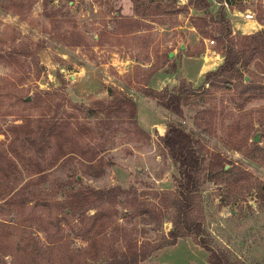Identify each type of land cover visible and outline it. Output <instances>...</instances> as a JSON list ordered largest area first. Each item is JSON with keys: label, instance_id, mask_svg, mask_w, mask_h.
Instances as JSON below:
<instances>
[{"label": "rangeland", "instance_id": "obj_1", "mask_svg": "<svg viewBox=\"0 0 264 264\" xmlns=\"http://www.w3.org/2000/svg\"><path fill=\"white\" fill-rule=\"evenodd\" d=\"M161 1L181 5L174 0ZM236 5L231 8L235 10L232 27L252 20L256 27L264 28V0H239ZM167 9L136 14L131 0H0V56L10 60H0V148L16 163L6 174L0 172V264H59L56 259L66 249L75 252L65 264H79L84 258L89 264H131L127 243L139 252L163 243L171 228L167 213H155L152 218L135 214L128 197L134 193L140 201L154 202L158 207L155 193L174 188L177 166L158 137L168 123L264 181V165L231 146L240 143L251 121L261 131L264 65L251 62L248 66L263 88L254 98L245 100V95L238 96L231 89L232 84L221 83L187 97L181 116L141 92L145 86L172 88L182 78L197 88L204 73L220 61L219 57L205 58V66L199 67L205 53L219 54L217 24L198 20L208 33L202 34L192 27V18L198 14ZM218 9L212 6L211 12L215 14ZM242 31L233 32H255L252 27ZM181 54L190 57L184 65L179 60ZM108 89L135 101L136 121L145 133L123 115L107 120L103 114L79 112V135L68 139L84 147L86 158L65 151L54 159L52 142L37 151L24 141L21 132L9 148L15 136L12 125L30 120L33 126L43 114L65 117L69 105L58 106L64 103L63 95L85 105L108 101ZM37 90L52 93L36 104L22 102L32 99ZM197 121L210 130L204 131ZM256 183L239 182L229 189L205 178L200 187L205 236L210 245L229 251L244 264H264V198L257 196L264 189ZM112 187L129 193L116 191L115 198L100 204L110 216L101 236L106 239L104 244L113 243L115 250L102 262L95 261L93 252L81 253L88 247V239L86 234H78L80 228L87 230L79 218L93 214L95 209L80 205L76 214L65 215L53 203L92 198V190ZM56 213L63 219L58 232L51 224ZM43 228L51 230L48 239L54 240V245L46 244V233L39 231ZM207 254L185 237L154 250L137 264H206Z\"/></svg>", "mask_w": 264, "mask_h": 264}, {"label": "trees", "instance_id": "obj_2", "mask_svg": "<svg viewBox=\"0 0 264 264\" xmlns=\"http://www.w3.org/2000/svg\"><path fill=\"white\" fill-rule=\"evenodd\" d=\"M131 1L136 14H148V12L156 9L165 12L168 10L167 7L172 8V11L175 12H187L190 8L201 11L202 15L192 18V27L202 34H208L203 31L197 21L199 20L204 24L210 22L217 24L218 52L223 57L222 63L204 73L203 82L197 88L193 87L190 81L182 78L179 85L172 88L155 89L147 86L143 87L141 92L146 97L155 100L160 106L175 115L181 116L183 114L182 106L187 97L200 91L207 92L211 88L215 89L221 83L232 84L231 89L235 90L238 96L245 95V100L254 98L258 89L262 91L263 88H260L254 80L256 72L249 69L248 66L251 62L264 65V28L249 34L233 32L225 7L234 8L239 0H215L219 4V9L215 14L211 12L209 0H187L186 3L176 6L162 4L161 0L158 2H155V0ZM175 1L177 0H174V3ZM153 2L155 3L153 4ZM211 40L214 41L213 38ZM8 57L1 55L0 60L10 62ZM246 77L247 80L245 79ZM108 92L111 96L110 100H95L91 105L75 103L63 95L64 103L58 104V106L69 105L70 111L65 117L57 118L54 115L43 114L40 115L33 126L30 125V120H27L24 124L12 125V134L14 133L15 136L10 139L9 148H12V144L21 135L19 134L21 132L24 134V141L37 151L50 147L52 142V158L54 159L61 156L65 151L73 152L75 156L86 158L84 147L79 142L72 144L68 139L71 135H79V127L81 126L79 112L83 115L86 112L103 114L107 120L111 119L113 115H123L125 120L133 127L145 133L136 121L137 107L135 101L126 95L115 93L112 89H108ZM51 93L52 91L48 90H37L32 99H23L22 102L36 104L44 95L51 96ZM48 104L50 105V102ZM260 111L264 113V108ZM262 120L259 123L262 126L260 132L254 128V123L251 121L240 136L238 141L240 143L236 145L232 143L231 146L248 159L264 165V118ZM197 125L204 131L209 129L208 125H203L199 121H197ZM257 132H259L258 140H254ZM158 137L168 156L177 166V175L174 176V188L160 190L155 193L154 196H156L158 207L154 202L140 201V198L134 193L130 195V198L128 197V201L135 214H145L149 218H152L155 213L161 216L163 211H165L168 215L167 220L171 223V228L167 231L163 243L144 248L140 252L136 250L135 245L127 243L125 249L130 263L137 264V261L145 260L154 250L159 249L163 245L172 246L176 244L178 239L189 237L208 253L206 264H244L240 259L232 258L229 251L215 249L210 245L209 240L205 236V215L201 203L200 187L205 178L210 181L221 182L225 188L229 189L239 182L248 183L253 180L257 182L256 185L260 184L264 189V181L259 180L251 172L231 162L221 154L209 149L201 141L173 123H168L164 134ZM11 167H16L15 161L10 158V155L4 149L0 148V172L6 174ZM116 191L129 193L128 190L120 187L95 189L92 190V198L86 196L83 199H64L53 203L65 215L76 214L80 205H84L86 209H95L93 214L79 218L80 223L87 226V230L80 228L78 233L81 235L86 234L88 239V247L82 248L81 253L93 252L91 257L95 261L102 262L110 252L115 250L113 243L104 244L106 239L101 236L110 216L106 210L100 207V204L115 198ZM257 196L264 198V191ZM62 221L63 219L58 217V213L51 219V224L57 232L62 230ZM39 231L46 233L45 240L48 246L55 244L54 240L48 239V236L52 233L50 229L43 228L39 229ZM1 240L0 236V250L2 249ZM63 252L56 259L59 264L67 263L75 250L68 251L66 249ZM81 253L79 252V254ZM6 254L14 256L12 253ZM79 264L89 263L87 258H84L83 260L79 259Z\"/></svg>", "mask_w": 264, "mask_h": 264}, {"label": "crops", "instance_id": "obj_3", "mask_svg": "<svg viewBox=\"0 0 264 264\" xmlns=\"http://www.w3.org/2000/svg\"><path fill=\"white\" fill-rule=\"evenodd\" d=\"M178 4H184V3H186L187 2V0H177L176 1ZM209 2L211 3V7L212 6H218L219 7V4L218 3H216L215 2V0H209ZM191 12H194L195 14H198V15H200V12L201 11H197L196 9H193V8H190L189 9ZM225 10H227V15L229 16V18H231L230 19V21L232 22V24H233V22H234V20H233V18L231 17L232 16V14H235V13H233L235 10L234 9H229L228 7H225ZM253 28V30L254 31H257V30H259V28H260V25L258 26V27H256V25L252 22V20H248V21H246V22H239V23H237L236 25H233V27H232V29H233V31H236V30H240V31H242V30H244V29H247V28ZM243 32V31H242ZM249 32H253V31H249ZM181 48H183V46H181ZM169 55H170V53H169ZM181 57L182 58H179V60H181V65L183 64L184 65V61H189L190 60V57L189 56H186L185 54H181ZM216 57H219L220 58V61H219V63H218V65L220 64V63H222V61H223V57L220 55V54H215V56L214 55H208V54H204V55H202L201 56V58H200V64H199V67L200 66H205V58H208V59H212V58H216ZM213 67H215V66H213V65H211V67L210 68H213ZM183 69V68H182ZM201 75H202V73H201ZM183 76H185V75H183ZM158 130V129H157ZM163 130V131H162ZM162 130L161 131H159L160 132V134H163L162 132H165V130H166V128L165 127H163L162 128Z\"/></svg>", "mask_w": 264, "mask_h": 264}, {"label": "water", "instance_id": "obj_4", "mask_svg": "<svg viewBox=\"0 0 264 264\" xmlns=\"http://www.w3.org/2000/svg\"><path fill=\"white\" fill-rule=\"evenodd\" d=\"M214 68H216V67H213L212 69H214ZM245 79H247V77ZM254 140H258V136L257 135L254 136Z\"/></svg>", "mask_w": 264, "mask_h": 264}, {"label": "built area", "instance_id": "obj_5", "mask_svg": "<svg viewBox=\"0 0 264 264\" xmlns=\"http://www.w3.org/2000/svg\"><path fill=\"white\" fill-rule=\"evenodd\" d=\"M251 15H246V17H250ZM210 43H213V40H210Z\"/></svg>", "mask_w": 264, "mask_h": 264}]
</instances>
